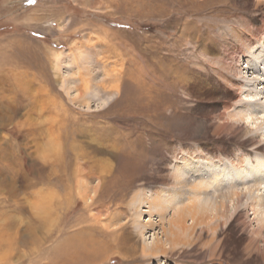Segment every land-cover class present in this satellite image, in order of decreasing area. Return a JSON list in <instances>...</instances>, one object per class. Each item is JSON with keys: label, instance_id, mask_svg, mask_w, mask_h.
I'll list each match as a JSON object with an SVG mask.
<instances>
[{"label": "rangeland", "instance_id": "1", "mask_svg": "<svg viewBox=\"0 0 264 264\" xmlns=\"http://www.w3.org/2000/svg\"><path fill=\"white\" fill-rule=\"evenodd\" d=\"M114 1L0 0V116L19 108L0 126V233L5 240H20L12 249L5 245L0 250V264H27L40 256L47 261L44 252L77 231L80 213L97 229L93 238L100 237L112 247L116 235L121 245L130 235L142 244L144 238L161 232V220L143 236L133 223L131 200L142 188L134 179L137 175L121 179L123 185L107 193L103 188L117 162L114 151L126 149L127 132L132 133L131 139L140 135L139 143L135 141L137 151L126 150L131 152L128 161L141 162L146 173L158 167L172 172L184 149L193 152L208 141L202 130L184 133L201 124L205 114L219 113L211 104L224 89H233L222 78L248 76L250 72L244 75L237 68L246 67L251 60L245 61V56L252 45L264 41V0H132L123 11L116 10ZM252 34L250 44L244 38ZM11 39L20 44H11ZM127 79L140 84L128 90L125 102L117 94L97 108L106 96L102 84L105 89L117 82L122 86ZM194 82L200 85L197 91L192 90ZM206 88H213V93L200 95ZM140 91L149 98L138 99ZM237 99L226 110L219 109L223 119L217 122L228 125L230 132L239 130V136L257 135V140H263L261 132L247 134L246 124L233 116L235 110L245 108ZM108 110L110 114L100 115ZM16 122L25 124L22 132L30 127L32 133L17 135ZM112 127L111 133L106 131ZM235 152L242 155L241 150ZM253 157V152L245 156ZM225 161L222 165L230 168ZM142 173L137 177L142 178ZM143 187L165 188L160 192L163 198L164 192L171 191L158 184ZM104 192V201L87 209L82 194L98 201ZM171 211L165 216L169 218ZM239 214L243 229L235 236L241 234V242L230 235L224 246V232L206 228L192 241L195 247H175L158 258L126 260L109 254L99 264H264V225L258 228L248 207ZM147 218L142 212L141 220ZM27 224L32 226L31 233L25 231ZM192 254L204 257L194 260Z\"/></svg>", "mask_w": 264, "mask_h": 264}, {"label": "bare ground", "instance_id": "2", "mask_svg": "<svg viewBox=\"0 0 264 264\" xmlns=\"http://www.w3.org/2000/svg\"><path fill=\"white\" fill-rule=\"evenodd\" d=\"M114 2L118 6L116 9L117 11H123V9L127 10L128 4L131 5L134 3L132 0H115ZM144 11H148V9H145ZM33 19L37 20L35 16ZM253 36L254 35L252 34L249 39H244L248 43L252 44L251 40ZM246 41L243 40L242 42L244 43ZM19 42L20 41L18 40L15 41L11 39V44H20ZM245 58V61L250 59L251 62L248 61L249 64L246 67H239V69L237 68V71L238 73H243L244 75L250 72L247 74L248 76H239L240 78L226 76L222 78L224 80L223 82H229L234 90L224 89V94H222V97H219L218 100L213 101L211 104L213 108L219 111V113L214 114V112L210 114L208 113V115L205 114L203 121L200 122L201 124L198 123L199 125H197L196 123V126H193L190 131H184L185 133L183 132L184 134H198V132L202 130L201 133H203V136H206L208 141L197 146V150L193 152L188 148L184 149V151L181 152L183 154V156L181 155V159L176 160L179 164L172 165V172H168L166 168L158 167L155 168L153 173H146L141 162L128 161L130 160L128 156H130L129 154L131 152L129 153V151L126 150L131 148L132 151H137L135 141L139 140L140 135H134L136 138L131 139L130 134L132 133L127 132L125 135L126 137L124 138L126 142V149L122 150L119 148L116 149V152L114 151V156L117 157V162H115V165L110 171V179L106 178L107 180L103 182V188L105 189L106 193L108 190L112 191V188L121 187L123 185L119 183L121 179L124 180L128 177V175L130 178L136 175L138 176V174L140 172L142 173L143 171L144 176L142 178H138L137 176L134 178L135 181H140L142 188H139L140 190L135 191L131 200V204L134 207L133 223L143 236L147 229L152 226L159 225L161 220V232L156 231L152 233L147 239L144 238L142 244L138 240H134L131 235L127 236L124 240L120 241L123 243V245L127 243L126 246H123L118 242L116 235L112 237L113 239L111 242L115 241V245L112 247V243L107 244L100 237V239L93 238L95 233L94 231L97 229L92 226L93 224H89L90 222L87 221L88 219H83L84 217H81L83 213H80V216L76 217V220L78 221L77 231L73 232L72 234L65 235L59 242H57L55 246H52L47 253L45 251L44 254L48 255L47 261L43 262L41 259H44V257L40 258V256L38 257V260L30 259L27 264H99L108 259L109 254L119 255L126 260L128 258H132V256H150L158 258V256L165 255L167 250H172L175 247L183 248L184 246L188 245H193V247H195L197 243L192 244V241L199 239L206 228H209L213 233L224 232L222 241L225 246L227 237H230V235L235 236L243 229V223H239V212L244 207H248L250 210H252V214H255L256 225L260 229L264 225V134L262 133L264 130V41L261 42L257 40V43L252 45ZM12 64H17V62H13ZM184 80V77L180 78V81ZM17 83L18 81L16 82V85H19L20 88V84ZM139 84L135 85L134 81H131V79L125 80L122 86L117 82L115 85L112 84L110 87L106 86V89L102 84L101 87L106 90V96L100 100V102L97 104V108H102V106L108 104L109 101L112 100V98L117 94H121L120 101L125 102V100L128 99V90L138 89L137 87ZM211 84L212 83H210V86ZM219 84L220 83H218V86H220ZM196 86H198V84H195V82L191 83L193 91L196 89ZM21 90L22 89H20V91ZM212 91L213 88H206V90L202 91L200 95L206 96L209 93H213ZM138 95V99L145 97L141 91L138 92ZM236 97H238L236 101L242 102L240 104H244L245 108L242 111L235 110L233 116L237 118V121L246 124L247 128L245 131L247 134H257V132H261V139L263 140H257V135H250L246 137L239 136V130H232L230 132L229 130L231 128H229L228 125L217 122L223 119V115L220 113L221 108L222 110H226L230 105V102H232L231 100ZM240 97H243V99H240ZM241 100H244L245 102ZM86 106L89 108L88 103ZM18 111L19 108H15L11 109L9 112L7 111V114H1L0 126L7 120H11L13 115H15V113ZM112 113L113 111L111 114ZM108 114H110L109 110L100 113V115L104 117ZM159 115L160 113H157L156 117ZM22 126H25V124L16 122L17 130L15 131L17 132V135L20 136L23 134L24 136H28L32 133L30 127L26 128L24 132H22ZM61 128L60 130H62ZM113 129L114 127L106 131L111 133ZM75 133L77 134V132ZM115 133L119 134L118 137L123 139L120 135L121 132L115 130ZM217 134H223L224 136L216 138ZM117 138H114V140ZM120 143L122 142L120 141ZM237 149L242 151V155H235V151ZM138 151L140 152V149H138ZM197 152H200L201 155L195 154ZM252 152L254 153L253 159L247 160L245 156L251 155ZM197 155L201 158H196L195 156ZM223 160H226L225 162L231 165L230 168L225 164L222 165ZM82 172L84 171L81 170V173ZM78 173H80V171ZM150 184H158L160 188L168 187L171 189V191L164 192V194L167 195H164L165 198H163L160 197V192H162L161 190L165 188L156 190L155 187L152 188L154 189L153 191L150 189V187H143L144 185L148 186ZM80 188H83L82 184H80ZM106 193L104 192L101 194L98 201H93L91 197H86L87 194L81 193L82 199L85 203L84 205H86L87 209H89V207L94 205L96 202L102 203ZM88 201L91 202L89 203ZM169 210L172 211L170 213V217L168 218L169 215L166 217L165 213ZM142 212H146L148 217L146 220L142 219L143 221L141 220ZM164 219L166 220V225L163 222ZM188 220L190 223L186 224ZM84 223L87 224L84 225ZM81 224H83V226H80ZM30 225L31 224H27L25 228L26 232L31 233L32 226ZM198 230H201L199 234H197ZM258 232L260 233V231ZM243 238L244 237L241 234L238 237L235 236V239L238 240V242H241ZM19 242V237H12L9 240H5L4 236L0 233V250L4 248L5 245H8V248L12 249L11 247H14V245L16 246ZM192 251L195 252L196 249L193 248ZM203 257L204 256L202 254L191 255V258L194 260H199ZM40 260L43 263H40ZM257 260L258 258H255L245 262L250 263ZM158 263L162 264L160 262Z\"/></svg>", "mask_w": 264, "mask_h": 264}]
</instances>
